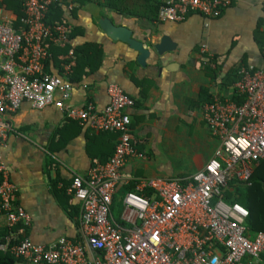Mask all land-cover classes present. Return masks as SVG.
Masks as SVG:
<instances>
[{"label": "crops", "instance_id": "obj_1", "mask_svg": "<svg viewBox=\"0 0 264 264\" xmlns=\"http://www.w3.org/2000/svg\"><path fill=\"white\" fill-rule=\"evenodd\" d=\"M162 1L60 0L53 4L60 8L49 19L51 10L46 15L47 21L64 24L68 34L66 40L56 34L44 41L48 51L44 70L71 82L66 103L91 104L101 111L109 103L111 83L135 99L127 111L135 148L144 157L131 156L123 167L129 183L117 188L112 204L118 222L124 189L133 178L187 176L209 161L219 140L203 118L205 103L215 97L242 101L244 96L234 89L239 70L264 71V0H229L217 17L190 12L182 21L160 18ZM23 14V0H0V23L20 28ZM102 18L133 31L150 51L144 63L138 59L139 51L103 30ZM163 37L168 40L159 54L156 44ZM88 44L96 58L87 61L85 73L73 78L78 47ZM65 61L70 62L69 69ZM56 97L61 98L60 93ZM1 114L8 126L6 136L0 137V162L17 187L14 202L31 217L23 233L46 246L61 237L77 241L80 201L68 187L75 174L87 176L92 165L112 155L120 134L93 131L54 104L36 108L24 100L16 111ZM224 195L249 211L251 236L264 231V158L254 164L250 184L232 180ZM0 228H9L3 213ZM11 229L20 231L22 225ZM18 259L17 264H24ZM246 264H264V252Z\"/></svg>", "mask_w": 264, "mask_h": 264}, {"label": "built area", "instance_id": "obj_2", "mask_svg": "<svg viewBox=\"0 0 264 264\" xmlns=\"http://www.w3.org/2000/svg\"><path fill=\"white\" fill-rule=\"evenodd\" d=\"M58 1L23 0L21 27L0 23V137L6 136L8 126L1 112L16 111L24 100L36 108L54 104L93 131L120 135L112 155L92 165L87 176L75 174L68 187L80 201L77 241L61 237L46 246L23 233L31 217L14 202L17 187L0 162V213L9 226L0 250L22 258L24 264H246L259 259L264 231L249 234V211L226 201L224 190L232 180L250 184L254 164L264 158V71L239 70L234 89L244 96L242 101L215 97L205 103L203 118L219 140L209 161L187 176L133 178L134 189L124 195L118 222L112 204L117 188L129 183L123 167L131 156L144 157L135 148L127 111L135 99L111 83L109 103L101 111L91 104L77 107L65 102L71 82L44 70V41L56 34L68 38L64 24L46 20ZM229 3L163 0L159 17L182 21L190 12L217 17ZM64 67L69 69L70 62ZM17 224L22 225L20 231L11 229Z\"/></svg>", "mask_w": 264, "mask_h": 264}, {"label": "trees", "instance_id": "obj_3", "mask_svg": "<svg viewBox=\"0 0 264 264\" xmlns=\"http://www.w3.org/2000/svg\"><path fill=\"white\" fill-rule=\"evenodd\" d=\"M59 8H60L59 4H57L56 6H51L50 8L51 11H49L47 18L49 19L51 17L53 10ZM78 51H79V56L76 58L75 66L73 68L74 70L73 78L75 77L78 78L80 75H82V73H85L84 71H86V69L89 68L86 66H90V64H88L87 61H89V59L91 58H96L95 57L96 52L89 44L87 46L78 47ZM238 101H241V99H238ZM132 189H134V184L133 183L128 184L124 189V194ZM237 200H241V199H237ZM251 221L252 219H250L249 217L247 220V225L248 224L251 225ZM8 232H9V228H0V242L3 241L5 235ZM18 258L19 257L15 256L10 252H4L0 250V264H17V261H19Z\"/></svg>", "mask_w": 264, "mask_h": 264}, {"label": "water", "instance_id": "obj_4", "mask_svg": "<svg viewBox=\"0 0 264 264\" xmlns=\"http://www.w3.org/2000/svg\"><path fill=\"white\" fill-rule=\"evenodd\" d=\"M100 25L103 30L114 40L124 41L129 44V46L137 51H139V61L141 63L145 62V58L149 55V49L146 48L143 43L133 37V31L125 25H117L108 18L100 19ZM166 37L156 44V49L159 54H161L165 48Z\"/></svg>", "mask_w": 264, "mask_h": 264}]
</instances>
